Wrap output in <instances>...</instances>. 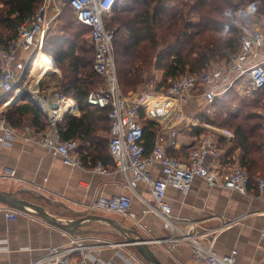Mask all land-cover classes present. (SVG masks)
<instances>
[{
	"label": "built area",
	"instance_id": "1",
	"mask_svg": "<svg viewBox=\"0 0 264 264\" xmlns=\"http://www.w3.org/2000/svg\"><path fill=\"white\" fill-rule=\"evenodd\" d=\"M130 1L43 0L38 12L17 26V39L7 50L0 51V94L13 93L3 106L9 108L10 103L23 95L21 92L24 91L28 101L46 116L48 125L43 132H34L29 125L19 128L9 124L4 114L0 113V141L23 140L60 157L68 167H83L77 151L80 143L77 140H63L58 129V124L64 119L73 117L77 104L63 97L60 90H45L42 86L32 89L30 75L17 86L19 80L15 72L18 50H31L37 56L42 52L44 41L54 22L66 7L71 8L73 21L91 30L89 40L95 51L93 69L105 80L103 89L90 92L86 102L91 106L109 108L108 151L111 165H105L101 161L93 164L90 162V165L92 171L98 175L109 176L113 171L119 173L124 189V193L118 196H98L94 201L84 204L82 212L113 213L130 221L135 230H144L145 227L132 210V200L137 198L143 206V212L156 215L161 220L162 228L169 232L168 237L152 240V243L168 244L169 251L174 250L180 243H186L192 251L193 259L199 264H240L235 259V251L230 255H220L207 235L188 233L180 228L182 223L173 216L172 208L165 201V197L169 189L187 194L196 179L205 181L210 187H222L246 195L249 177L245 170L238 164L230 167L223 164L225 150L220 147L221 140L210 133L198 138L190 146L187 155L180 158L169 155L158 143L148 151L143 141V129L146 120L155 126L161 125V130H170L182 124L186 121L184 106L198 97L197 95L210 106L216 98L236 84L243 96L262 90L264 54L262 56L261 49L264 46V32L250 27L249 30L242 31L239 34V52L224 63L223 69H207L199 74L187 73L176 79H169L170 86L164 94L137 91L126 95L119 85L114 61L115 27L109 23L115 9L124 7ZM241 14L246 19L247 14ZM259 56L263 58L256 62L255 59ZM50 60L56 69L53 60ZM207 112H211L210 107ZM261 115V148L264 156V111ZM155 168L159 169L157 177L152 173ZM12 176L14 172L8 171L1 179L6 180ZM140 186L149 191L152 200L146 199L139 192ZM255 189L264 191V174L256 179ZM3 211L5 218L10 221L27 214L11 207H6ZM260 239V257L254 264H264V226ZM124 246L126 245L123 243L106 242L100 238L81 241L72 239L66 247H49L43 256L29 264H86L92 252L104 247ZM126 262L148 264L135 251L127 252Z\"/></svg>",
	"mask_w": 264,
	"mask_h": 264
},
{
	"label": "trees",
	"instance_id": "2",
	"mask_svg": "<svg viewBox=\"0 0 264 264\" xmlns=\"http://www.w3.org/2000/svg\"><path fill=\"white\" fill-rule=\"evenodd\" d=\"M42 4L43 0H0V51L9 48L17 39V26L36 14ZM242 8L264 15V0H131L115 9L114 61L123 93H135L156 70L163 72V79L153 85L151 92L164 94L170 86L169 79L199 74L212 63L235 57L240 47L239 34L245 30L236 16ZM72 19V9L66 7L58 17L62 32H48L42 50L61 73L62 96L74 101L79 111L78 118L64 119L58 129L63 140L80 143L77 151L82 162L110 165L109 138L103 135H109V108L86 102L90 92L103 89L105 80L93 69L91 30ZM35 57L33 52L17 86L27 79ZM263 92L264 88L243 96L236 84L196 115L201 123L234 136L228 150L226 145L220 147L227 154L235 149L241 151V166L252 186L264 174L262 115L256 112L261 103L257 98ZM12 94L0 97V107ZM20 100L22 103L3 112L8 123L15 127L29 125L35 132H43L48 125L46 116L28 101L27 95ZM154 126L148 120L144 122L143 139L148 151L154 146Z\"/></svg>",
	"mask_w": 264,
	"mask_h": 264
},
{
	"label": "crops",
	"instance_id": "3",
	"mask_svg": "<svg viewBox=\"0 0 264 264\" xmlns=\"http://www.w3.org/2000/svg\"><path fill=\"white\" fill-rule=\"evenodd\" d=\"M49 14L52 15V12ZM56 22L60 24L58 20L54 24ZM246 27L262 29L264 19L255 22L253 17L247 14ZM261 52L263 56L264 46ZM31 54V50L23 48L18 50L15 62L18 80L22 78L24 67ZM262 56L257 57L255 61H260ZM217 68L223 69L224 64ZM57 72L59 77L53 89L60 90L61 75L59 70ZM162 79L163 72H154L148 84L149 91L140 92L151 94L153 85L159 84ZM0 97H2L1 94ZM20 97L17 100L14 99L11 105L21 103ZM205 107L207 103L198 96L184 106L185 122L170 130H161V125L154 126V145L158 143L168 154L183 158L198 138L210 133L219 138L220 144L226 145L228 150L234 136L228 131L201 123L196 118V115ZM7 109L2 105L0 113ZM256 112L262 113L260 110ZM78 117L79 111L76 105L73 117L68 119ZM99 135H102V132ZM103 135L109 138V135ZM226 150L223 164L227 167L234 164L241 165V151L235 149L227 154ZM242 168L249 177L246 169ZM8 171L14 172V176L2 180L1 176L8 174ZM152 173L155 177L159 176V169H153ZM122 182L121 175L114 171L109 176L94 173L90 162H83L81 168H71L64 165L60 157L49 154L37 145L23 140L0 141V191L41 205L52 215L63 219L71 220L86 215H99L125 223L134 229L130 221L113 213L82 212L83 205L94 201L98 196L111 197L123 194ZM139 192L146 199H153L143 186L139 187ZM165 201L171 206L173 216L181 221L180 228L188 233L207 235L220 255H230L235 251L237 263L254 264L258 261L261 247L260 233L264 226V191L259 192L255 186L249 185L247 194L241 195L222 187H210L205 181L196 179L187 194L169 189L166 192ZM6 207L0 203V264H29L43 256L49 247H66L72 239L81 241L82 239H102L103 236L112 234L121 236L109 225L97 221L85 222L76 232L70 233L50 225L31 212L10 221L4 216L3 210ZM132 210L145 227L144 230L138 229L145 239L155 241L169 236V232L162 228L161 220L156 215L143 212V206L137 198L132 200ZM106 230L109 232L105 233ZM150 248L163 264H199L193 259L192 251L186 243L178 244L172 251H169V245L164 243H151ZM127 252L122 248L104 247L97 252H92L86 264L96 262L127 264Z\"/></svg>",
	"mask_w": 264,
	"mask_h": 264
},
{
	"label": "water",
	"instance_id": "4",
	"mask_svg": "<svg viewBox=\"0 0 264 264\" xmlns=\"http://www.w3.org/2000/svg\"><path fill=\"white\" fill-rule=\"evenodd\" d=\"M25 93L24 91L21 94ZM12 101L10 105L13 103ZM0 203L6 205L7 207L14 208L16 210L31 212L42 219H44L50 225L68 231L70 233L76 232L80 226L85 222L97 221L109 225L111 228L116 230L125 241L123 244L126 246H131L133 250L148 264H163L157 255L150 248L152 240L145 239L137 230L126 227L123 223L99 216V215H86L81 216L76 219H63L61 217L52 215L43 206L31 203L26 200L15 198L11 195H7L0 191Z\"/></svg>",
	"mask_w": 264,
	"mask_h": 264
},
{
	"label": "rangeland",
	"instance_id": "5",
	"mask_svg": "<svg viewBox=\"0 0 264 264\" xmlns=\"http://www.w3.org/2000/svg\"><path fill=\"white\" fill-rule=\"evenodd\" d=\"M242 12H245V14H248L249 16H251V17H253V19H254V21L255 22H258L259 20H262V19H264V15H259V14H256V13H254V12H250V11H247L245 8L243 9H240L237 13H236V16L238 17V19L240 20V22L243 24V26H244V28H245V30H249V28H247L246 27V19H244V18H242ZM53 16V15H52ZM52 16H49V17H52ZM71 21H73V19L71 20ZM74 22V21H73ZM57 23V22H56ZM54 24L53 25V28H52V30H50V35H54L55 33H61L62 32V25L61 24H59V23H57V24ZM110 26H112V27H115V28H117V26H116V24H115V21H114V15L112 16V18H111V20H110ZM264 28H262V29H259V30H261L262 32H264V30H263ZM36 53V52H35ZM33 54V53H32ZM31 54V55H32ZM40 55H45L44 53H42V52H40L39 54H37V56L35 57V59H34V61L36 60V58L38 57V56H40ZM45 56H47V55H45ZM229 60V59H228ZM227 60V61H228ZM33 61V62H34ZM227 61H223V62H221V63H212L211 65H210V68L209 69H214V68H217L218 66H221L222 64H224L225 62H227ZM27 62H28V60H27ZM32 66H33V64H32ZM60 72V71H59ZM154 72H156V70H154L153 71V73H152V77L154 76ZM28 75H30V73L28 74ZM60 75H61V73H60ZM28 78V77H27ZM47 81H46V84H45V82L43 83V86L42 87H44L45 88V86L47 87V86H50V87H52L50 90H52L54 87H55V85H56V81L57 80H55V79H50V78H48V79H46ZM149 81L150 80H148L146 83H144V84H142L137 90H136V92L137 91H145V92H147V91H149L147 88H148V84H149ZM152 85V84H151ZM49 90V89H48ZM128 94H132L131 92H129ZM197 95V94H196ZM197 96H199V95H197ZM257 99H260L261 100V103H260V108H259V110H260V113L261 112H263L264 111V92L257 98ZM22 103V102H21ZM20 104V103H19ZM18 105V104H17ZM108 144H109V139H108ZM125 224V223H124ZM125 226L126 227H128L126 224H125ZM128 228H130V227H128ZM105 233L106 232H109V230H106V231H104ZM113 232V231H112ZM113 233H115V232H113ZM102 239H104V241H106V242H113V243H123L124 242V238L123 237H117V236H115V235H111V236H103V238ZM123 241V242H122ZM122 249H123V251H134L133 250V248L131 247V246H124V247H121ZM125 254V253H124Z\"/></svg>",
	"mask_w": 264,
	"mask_h": 264
},
{
	"label": "bare ground",
	"instance_id": "6",
	"mask_svg": "<svg viewBox=\"0 0 264 264\" xmlns=\"http://www.w3.org/2000/svg\"><path fill=\"white\" fill-rule=\"evenodd\" d=\"M30 77L29 81L31 88L35 90L37 87L43 86L44 82L46 84V79L48 78L57 80L59 73L53 68L51 60L48 56L40 55L33 62ZM45 88L50 90L52 87L45 86ZM64 107L65 106H63V108Z\"/></svg>",
	"mask_w": 264,
	"mask_h": 264
}]
</instances>
